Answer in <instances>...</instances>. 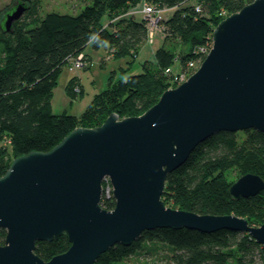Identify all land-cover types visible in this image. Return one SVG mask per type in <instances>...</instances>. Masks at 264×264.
I'll use <instances>...</instances> for the list:
<instances>
[{"label":"water","instance_id":"95a60500","mask_svg":"<svg viewBox=\"0 0 264 264\" xmlns=\"http://www.w3.org/2000/svg\"><path fill=\"white\" fill-rule=\"evenodd\" d=\"M25 8L17 3L5 13V31ZM250 129L264 133V0L223 18L197 69L139 116L111 113L97 127L74 128L46 152L13 158L0 176V264H94L113 245L129 246L157 228L229 230L264 246V224L176 210L161 200L167 175L199 144ZM105 181L111 210L100 205ZM263 189L264 181L247 173L227 193L249 198ZM62 235L65 252L48 261L34 253L36 242Z\"/></svg>","mask_w":264,"mask_h":264},{"label":"trees","instance_id":"16d2710c","mask_svg":"<svg viewBox=\"0 0 264 264\" xmlns=\"http://www.w3.org/2000/svg\"><path fill=\"white\" fill-rule=\"evenodd\" d=\"M251 1L90 0L76 15H69L40 14V0H17L26 8L8 31L2 21L12 7L0 18V176L13 158L46 152L74 128L97 127L111 113L119 119L142 114L165 90L175 87L181 75L188 77L197 69L211 47L214 27ZM143 4L159 10L163 43L153 51V59L144 60L142 71L124 80L114 81L112 73L106 88L91 98L79 116L52 114L50 98L61 69L84 54L87 46L107 45L114 58H130L128 65L137 58L149 33L147 23L136 18ZM165 10L172 14L162 19ZM66 92L77 97L73 80ZM230 172L236 178L255 174L264 181V133L250 129L214 134L167 175L161 200L176 210L231 214L251 226L264 224V189L249 198L233 199L227 193L235 180H228ZM100 205L111 210L114 200L103 195ZM4 238L5 231L0 230V245ZM68 247L62 235L50 242H36L34 253L48 261ZM160 253V264H264V246L245 233L219 230L204 234L185 228L143 231L129 246L110 247L94 264H127L131 256Z\"/></svg>","mask_w":264,"mask_h":264},{"label":"rangeland","instance_id":"374dc122","mask_svg":"<svg viewBox=\"0 0 264 264\" xmlns=\"http://www.w3.org/2000/svg\"><path fill=\"white\" fill-rule=\"evenodd\" d=\"M16 4L17 0H0V18L9 8ZM89 4L90 0H40V14L53 11L76 15L84 6ZM147 6L150 7V5ZM150 8L157 10L153 7ZM142 10L143 6L137 10L140 15H136V18H142L147 23V27L152 35L141 45V47L143 45L147 46L146 49H143L144 52L140 55L138 52L137 58L133 61L131 60V64L128 65L130 58H114L107 45H101L97 49L87 46L84 51L88 55H81L80 62L83 65L76 68L67 63V66L61 69L51 93L50 111L52 114L65 113L67 115L79 116L89 104L91 98L106 88L108 79L112 73L114 81L124 80L128 75L140 73L142 71L141 63L144 60L153 59V51L163 43L162 35H160V19L156 15L159 10L153 12L151 18L148 17L150 14L142 12ZM171 14L172 10H165L161 13V18L167 19ZM128 66L129 70H126ZM119 68L124 69L125 73L121 74ZM177 68L178 64L176 62L174 70L176 71ZM69 80H73V93L77 95L76 98H71L66 92ZM79 88H81V93ZM227 178L228 180L237 179L233 172H230ZM162 254L160 253L156 257H151L150 255L131 256L126 262L127 264H160L161 259L159 256Z\"/></svg>","mask_w":264,"mask_h":264},{"label":"built area","instance_id":"2783aa9c","mask_svg":"<svg viewBox=\"0 0 264 264\" xmlns=\"http://www.w3.org/2000/svg\"><path fill=\"white\" fill-rule=\"evenodd\" d=\"M155 11H157V10H154V9H152V8H150L149 6H147V5H144L143 6V10H142V12H146L147 14H150V16H148V17H152V13L153 12H155ZM156 15H158V11H157V14ZM149 30V29H148ZM152 35H151V32H150V30H149V33H148V39H149V37H151ZM81 55L82 54H78L77 56H76V58L75 59H73L71 62H70V64L73 66V67H76V68H79L81 65H83V63H81L80 61H81ZM187 79V77H186V75H181L178 79H177V84H180L181 82H183L184 80H186ZM104 184L106 183L107 185L105 186V187H102L103 188V195H105L107 198H109V197H111V193H110V185H109V183L107 182V181H105V182H103Z\"/></svg>","mask_w":264,"mask_h":264},{"label":"crops","instance_id":"0c3cea01","mask_svg":"<svg viewBox=\"0 0 264 264\" xmlns=\"http://www.w3.org/2000/svg\"><path fill=\"white\" fill-rule=\"evenodd\" d=\"M145 43V42H144ZM147 48V46L146 45H143L142 47L140 46V49H139V55L141 54V53H143L144 51H143V49H146ZM84 54H86V55H88L87 54V52H85L84 51ZM119 70H121V68H119ZM115 72V71H114ZM77 78V77H76ZM78 79V78H77Z\"/></svg>","mask_w":264,"mask_h":264},{"label":"clouds","instance_id":"9594fccd","mask_svg":"<svg viewBox=\"0 0 264 264\" xmlns=\"http://www.w3.org/2000/svg\"><path fill=\"white\" fill-rule=\"evenodd\" d=\"M91 39L95 40L96 39V34H92ZM105 43H107V42L105 41Z\"/></svg>","mask_w":264,"mask_h":264}]
</instances>
